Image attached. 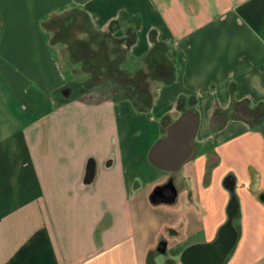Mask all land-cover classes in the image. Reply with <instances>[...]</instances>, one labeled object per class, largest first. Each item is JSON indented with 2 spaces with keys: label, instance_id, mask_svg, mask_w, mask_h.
<instances>
[{
  "label": "crops",
  "instance_id": "crops-1",
  "mask_svg": "<svg viewBox=\"0 0 264 264\" xmlns=\"http://www.w3.org/2000/svg\"><path fill=\"white\" fill-rule=\"evenodd\" d=\"M104 37L166 56L146 103L82 97L69 44ZM0 49L21 66L0 70V264H184L232 197L223 264H264V0H0ZM188 111L190 155L156 164L153 145Z\"/></svg>",
  "mask_w": 264,
  "mask_h": 264
},
{
  "label": "rangeland",
  "instance_id": "rangeland-1",
  "mask_svg": "<svg viewBox=\"0 0 264 264\" xmlns=\"http://www.w3.org/2000/svg\"><path fill=\"white\" fill-rule=\"evenodd\" d=\"M102 40V43H95L93 45L80 43L81 45L78 46L79 48L81 47V50H78L79 53H76L77 55H71L70 60H68V64L73 68V74L71 76L74 82L76 83L77 81H80L83 82V84L85 83V86L83 85L85 92L81 93L82 97L94 100L102 97H121L131 95L135 96L143 103H146L148 98L152 97L151 95L153 94L156 85L159 83V80L165 78L158 74L164 72V66L160 62H165L166 56L161 53H154L152 56H157L155 62L151 59V55L150 59L137 60L132 56L128 44L115 41L111 37H104ZM75 44H79V42L69 44L70 51L71 47ZM58 51L61 53L58 62L60 63V66H62L61 69H63V67L65 68V66H67V60L65 53L61 51L59 47ZM3 53L4 51L0 49V70H5L8 66L16 70L17 67L21 68V66L17 65V61L6 59V57L2 55ZM81 54L85 56L82 57ZM52 62H54L53 58ZM70 67L68 68L70 69ZM25 70L29 72L28 68ZM19 73L22 74V71L20 70ZM30 78L29 75H23V79H20L19 77L13 79L10 78L9 83L15 90L17 87H20L23 84L25 85ZM41 84L45 87L48 86L44 82ZM88 87L90 89L86 91ZM30 89H33L32 85ZM47 89H49V87L46 88V90ZM18 98L20 101H23V96L19 91ZM256 113V111L253 112V115ZM121 124L122 121L120 119V125ZM144 207L145 206H143V208ZM137 210L141 213L140 207ZM141 217L142 222H144V226L147 229L148 237L152 239L156 233V226L151 222V219H147L144 215H141ZM137 219L140 220V218Z\"/></svg>",
  "mask_w": 264,
  "mask_h": 264
},
{
  "label": "water",
  "instance_id": "water-1",
  "mask_svg": "<svg viewBox=\"0 0 264 264\" xmlns=\"http://www.w3.org/2000/svg\"><path fill=\"white\" fill-rule=\"evenodd\" d=\"M197 117L192 112H185L168 128V136L159 139L150 151V158L156 164L170 169H177L191 153L190 139L197 128ZM236 209V200L231 198L228 211L229 219L221 227L215 241L195 244L187 247L181 254L184 264H223V261L235 244L237 232L231 218Z\"/></svg>",
  "mask_w": 264,
  "mask_h": 264
},
{
  "label": "trees",
  "instance_id": "trees-1",
  "mask_svg": "<svg viewBox=\"0 0 264 264\" xmlns=\"http://www.w3.org/2000/svg\"><path fill=\"white\" fill-rule=\"evenodd\" d=\"M81 44L79 43V44H75V45H73L72 47H71V53H72V55H77L76 53H79V49L81 48H79L78 46H80ZM81 50V49H80ZM81 53V52H80ZM82 55V54H81ZM80 55V56H81ZM85 55H82V57H84ZM88 89H90L89 87H88Z\"/></svg>",
  "mask_w": 264,
  "mask_h": 264
}]
</instances>
